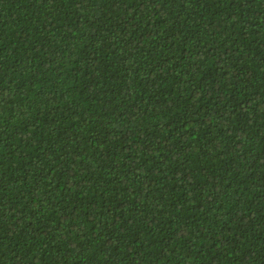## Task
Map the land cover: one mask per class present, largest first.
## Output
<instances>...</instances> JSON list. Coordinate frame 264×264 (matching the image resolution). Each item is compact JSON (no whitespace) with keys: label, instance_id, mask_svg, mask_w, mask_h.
<instances>
[{"label":"trees","instance_id":"obj_1","mask_svg":"<svg viewBox=\"0 0 264 264\" xmlns=\"http://www.w3.org/2000/svg\"><path fill=\"white\" fill-rule=\"evenodd\" d=\"M0 264H264V0H0Z\"/></svg>","mask_w":264,"mask_h":264}]
</instances>
